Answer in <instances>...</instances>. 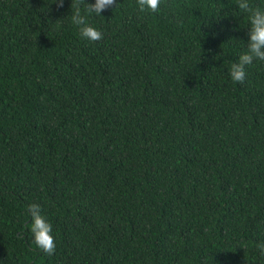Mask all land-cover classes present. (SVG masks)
<instances>
[{
	"label": "trees",
	"instance_id": "trees-1",
	"mask_svg": "<svg viewBox=\"0 0 264 264\" xmlns=\"http://www.w3.org/2000/svg\"><path fill=\"white\" fill-rule=\"evenodd\" d=\"M71 3L0 0V264H264V62L230 78L237 0L81 4L96 42Z\"/></svg>",
	"mask_w": 264,
	"mask_h": 264
},
{
	"label": "clouds",
	"instance_id": "clouds-1",
	"mask_svg": "<svg viewBox=\"0 0 264 264\" xmlns=\"http://www.w3.org/2000/svg\"><path fill=\"white\" fill-rule=\"evenodd\" d=\"M58 7H63L64 0H55ZM81 4L87 14L101 15L109 8L117 5V0H95L88 3L87 0H72L73 9L71 22L79 27L81 37L96 42L103 38V33L87 23L86 16L82 14ZM141 12L150 10L156 13L160 10V0H137ZM237 7L247 15L249 26L247 27L246 51L242 52L229 69L230 78L237 83H243L246 78V67L254 61L264 62V8L253 6L250 0H237ZM31 216L30 231L34 243L47 255L55 252L56 242L52 235V224L42 215L41 205L31 203L28 205ZM256 249L261 257H264V241L256 244Z\"/></svg>",
	"mask_w": 264,
	"mask_h": 264
}]
</instances>
